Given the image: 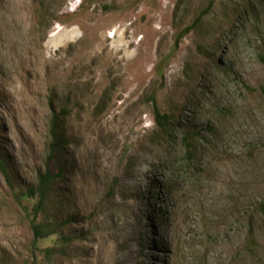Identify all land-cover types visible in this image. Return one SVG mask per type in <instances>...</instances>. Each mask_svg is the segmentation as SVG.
<instances>
[{
    "label": "rangeland",
    "instance_id": "374dc122",
    "mask_svg": "<svg viewBox=\"0 0 264 264\" xmlns=\"http://www.w3.org/2000/svg\"><path fill=\"white\" fill-rule=\"evenodd\" d=\"M263 59L264 0H0V151L34 185L52 109L68 113L61 189L86 238L47 259L56 238L32 245L0 177V251L19 264H264Z\"/></svg>",
    "mask_w": 264,
    "mask_h": 264
},
{
    "label": "trees",
    "instance_id": "16d2710c",
    "mask_svg": "<svg viewBox=\"0 0 264 264\" xmlns=\"http://www.w3.org/2000/svg\"><path fill=\"white\" fill-rule=\"evenodd\" d=\"M206 11L204 14H200L194 24L177 39V45L182 36L194 29L204 15L208 14V11ZM262 61L264 63V59ZM152 103L158 127L161 130H167L172 124L169 123L166 116L160 114L154 99H152ZM67 115L68 113L65 110L56 113L52 109L44 170L37 173L34 185L26 188L22 187L13 176L7 158L0 151V177L4 181L12 200L21 207L28 219L32 245L36 246L39 241L50 237L56 238L55 246L44 250L47 259H50V257L61 260L71 258L76 253L74 243L86 239L84 234L76 232L75 228L79 225V219L76 215L66 212L67 200L64 198L67 196V190L61 189L63 185H66L68 177L71 176L70 169L65 162L66 149L70 144L65 133L64 119ZM29 201H35L32 207L24 204ZM260 208L264 209V204H261ZM0 264L19 263L11 256L0 251ZM30 264L36 263L32 261Z\"/></svg>",
    "mask_w": 264,
    "mask_h": 264
}]
</instances>
